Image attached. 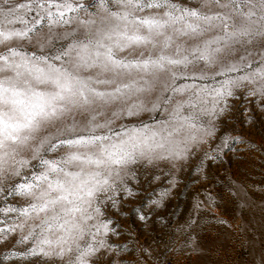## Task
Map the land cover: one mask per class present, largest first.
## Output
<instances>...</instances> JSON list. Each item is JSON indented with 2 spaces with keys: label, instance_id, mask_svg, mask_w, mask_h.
<instances>
[{
  "label": "snow or ice",
  "instance_id": "1",
  "mask_svg": "<svg viewBox=\"0 0 264 264\" xmlns=\"http://www.w3.org/2000/svg\"><path fill=\"white\" fill-rule=\"evenodd\" d=\"M244 97L264 112V0H99L94 13L0 0V243L16 236L13 255L43 264H105L117 233L102 204L136 195L137 167L203 150Z\"/></svg>",
  "mask_w": 264,
  "mask_h": 264
},
{
  "label": "rangeland",
  "instance_id": "2",
  "mask_svg": "<svg viewBox=\"0 0 264 264\" xmlns=\"http://www.w3.org/2000/svg\"><path fill=\"white\" fill-rule=\"evenodd\" d=\"M80 2L87 12L97 11L99 0ZM62 43L57 41L56 48ZM230 103L223 123L216 122V138L203 146L211 156L220 145L215 159L198 149L185 161L137 167L128 185L136 195L118 193L116 205L102 204L110 228L117 233L108 237L113 251L103 255L105 264L110 256L114 264H264V112L254 109L247 97ZM162 118V112H153L139 119L155 124ZM129 119L131 126H139L137 118L125 117L121 123L127 125ZM32 165L25 171L42 170L36 161ZM14 182L15 178L9 183ZM164 189L169 195L161 206H154L151 202L160 199ZM13 200L7 196V201ZM144 213L147 222L140 219ZM16 239L12 236L0 243V264H43L33 257L14 256L26 249Z\"/></svg>",
  "mask_w": 264,
  "mask_h": 264
}]
</instances>
